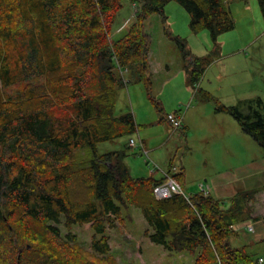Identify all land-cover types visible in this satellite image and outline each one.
<instances>
[{"label": "trees", "instance_id": "trees-1", "mask_svg": "<svg viewBox=\"0 0 264 264\" xmlns=\"http://www.w3.org/2000/svg\"><path fill=\"white\" fill-rule=\"evenodd\" d=\"M123 1L0 0V264H103L110 252L106 224L121 222L129 207L141 212L151 243L196 254L194 264H257L230 242L233 226L260 219L256 211L264 215L262 189L228 201L201 192L157 200L153 188L166 178L133 177L124 164L128 144L98 153L99 144L138 131L131 111L115 112L118 91L131 81L121 74L143 84L152 99L145 23L163 16L170 0H127L136 5L135 21L114 40ZM172 1L189 14L192 32L207 30L213 41L234 27L225 0ZM257 1L264 18V0ZM171 39L198 82L201 60L192 59L182 38ZM217 110L258 143L264 158L262 101ZM167 174L179 184V175ZM62 218L66 229L90 224L92 253L78 248L70 232L61 236Z\"/></svg>", "mask_w": 264, "mask_h": 264}, {"label": "rangeland", "instance_id": "rangeland-1", "mask_svg": "<svg viewBox=\"0 0 264 264\" xmlns=\"http://www.w3.org/2000/svg\"><path fill=\"white\" fill-rule=\"evenodd\" d=\"M225 3L230 9L234 27L220 35L216 41L212 40L207 30L192 32L189 14L172 0L165 5L163 16L153 15L146 21L145 31L151 38L152 99L143 84L130 79L127 73L121 74L131 81L118 91L115 112L119 115L131 111L138 131L127 138L97 146L98 153L104 154L123 149L125 140L128 143L129 139H133L139 143V139H142L144 150L130 146L126 150L124 162L133 177H146L154 166L158 170L153 173L156 178H161L162 172L172 175L175 169H179V161L189 151L185 149L186 142L190 139L189 142L193 144L194 138L187 130L185 134L172 131L163 121L165 115L176 113L177 110L183 116L189 111L188 116H192L193 129L199 138L197 145L201 147L197 156L203 157L210 147H219L221 134L234 135L233 148L239 149L240 153L233 156V164H243L263 156L258 143L244 133L230 115L217 109L220 105L237 107L239 101L254 98H259L264 105V18L257 0H225ZM135 7V4L127 0L122 2L112 25V39H119L129 30L127 26L135 21ZM172 37L182 38L192 59L201 60L203 73L198 82H191V64L183 61ZM202 93L210 94L212 100H202ZM206 131L210 138H216L214 144L202 142ZM144 151L149 152L148 157ZM205 159L204 169L209 170L211 165L208 155L201 161ZM219 161L216 164L218 169L229 168L228 158ZM188 163L191 176H196L198 167L202 169V166L197 165L196 161L189 160ZM186 193H192V190L186 189ZM112 224L113 227L106 224L105 235L108 237L110 252L102 258L105 261L103 264L195 263L196 254L169 252L151 243L144 235L150 229L138 209L122 208V221L114 220ZM237 226H233L235 232L239 231ZM58 228L62 237L70 232L76 237L78 248L92 253L90 245L94 232L90 224L74 225L66 229L62 218ZM233 242L234 238L231 239ZM248 252L256 260L259 256L264 259L263 248Z\"/></svg>", "mask_w": 264, "mask_h": 264}, {"label": "crops", "instance_id": "crops-1", "mask_svg": "<svg viewBox=\"0 0 264 264\" xmlns=\"http://www.w3.org/2000/svg\"><path fill=\"white\" fill-rule=\"evenodd\" d=\"M128 23V22H127ZM126 23V24H127ZM125 24V25H126ZM133 22L127 26V30L131 27ZM151 48V47H150ZM148 64L151 71V54L150 50L148 53ZM188 76L186 75L185 78ZM193 108V107H192ZM189 109V108H188ZM176 113L180 112V110L175 111ZM189 111L186 112L185 116H183V128L181 132L185 134L187 130L190 132V136L194 138L193 144L187 140L185 149L189 150L185 153L181 160L179 161V169H175V173L173 175H179V185L182 188L185 195H191L200 192V186L202 188H207L209 190V195L213 198L221 201H228L234 195L239 192L250 191L253 189H262L261 192H264V158L263 156L258 159H254L248 161L243 164H233V156L239 155V149H234V142L235 139L233 138L234 135L221 134V138L219 141V147H210L208 152L197 156L199 151H201V147L197 144L199 143L198 135L196 136L194 129H193V120L192 116H188ZM166 116V115H165ZM164 116V122L168 124L171 128L170 124L166 121ZM188 116V117H187ZM172 130V128H171ZM173 131V130H172ZM204 136L202 137V142L209 141L213 143L216 141V138H210L209 132H204ZM208 133V134H207ZM239 136V134H236ZM139 143H142L144 148V143L142 139H139ZM124 145H127V141H124ZM124 149V148H123ZM122 150V149H120ZM206 150V149H204ZM119 151V150H117ZM149 154V152H147ZM208 155L209 157V165L211 168L209 170H205L204 166L207 159H204L205 156ZM228 158V166L229 168H220L216 167V164L220 162L219 160H226ZM149 159V158H147ZM146 159V160H147ZM189 160L196 161L197 165H201L202 169L198 167V174L194 177L191 176L190 172V164L188 163ZM147 160V164H148ZM126 165V163L124 162ZM149 165V164H148ZM127 167V165H126ZM157 167V166H156ZM128 168V167H127ZM152 173L146 175L148 177ZM181 174V175H180ZM155 177V176H154ZM196 190L193 192V190ZM187 190H192V193H186ZM252 216H260L258 220H248L241 225H238L236 228L239 231H236L237 236L234 238L233 244L230 242L231 246L234 248H246L247 251L256 250L257 248L264 249V215L260 214L259 212H255ZM247 226H252L253 231H248L246 229ZM262 258V256H259Z\"/></svg>", "mask_w": 264, "mask_h": 264}, {"label": "built area", "instance_id": "built-area-1", "mask_svg": "<svg viewBox=\"0 0 264 264\" xmlns=\"http://www.w3.org/2000/svg\"><path fill=\"white\" fill-rule=\"evenodd\" d=\"M166 121L170 124L172 130L174 132H178L181 131L183 128V115L181 113H171V114H167L165 116ZM130 147H137L138 149L144 150L142 143H137L135 142L133 139H129L128 143H127ZM144 154L146 155V157H148V153L146 151H144ZM149 160V159H147ZM157 167L154 166V168L151 170L152 173L157 172ZM162 176L166 178V181L155 185L153 188V193L154 196L157 200H162V199H166L169 198L173 195H183L186 196L182 190V188L180 187V185L176 182V180L170 176H168L167 173L162 172ZM200 192L204 195L207 196L209 195V190L207 188H202V186H200ZM233 230H235L232 227ZM246 229L248 231H253V227L252 226H247ZM263 260L259 259L258 263H262Z\"/></svg>", "mask_w": 264, "mask_h": 264}, {"label": "bare ground", "instance_id": "bare-ground-1", "mask_svg": "<svg viewBox=\"0 0 264 264\" xmlns=\"http://www.w3.org/2000/svg\"><path fill=\"white\" fill-rule=\"evenodd\" d=\"M167 173V172H166ZM259 259H262L263 260V262H264V259L263 258H259ZM259 259L257 260V264H262V263H258V261H259Z\"/></svg>", "mask_w": 264, "mask_h": 264}]
</instances>
